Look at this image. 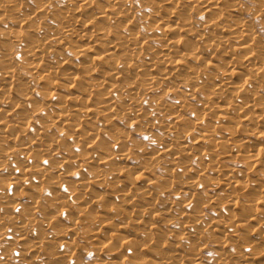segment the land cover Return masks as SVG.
Segmentation results:
<instances>
[{
	"label": "bare ground",
	"instance_id": "6f19581e",
	"mask_svg": "<svg viewBox=\"0 0 264 264\" xmlns=\"http://www.w3.org/2000/svg\"><path fill=\"white\" fill-rule=\"evenodd\" d=\"M11 262L264 264V0H0Z\"/></svg>",
	"mask_w": 264,
	"mask_h": 264
},
{
	"label": "rangeland",
	"instance_id": "374dc122",
	"mask_svg": "<svg viewBox=\"0 0 264 264\" xmlns=\"http://www.w3.org/2000/svg\"><path fill=\"white\" fill-rule=\"evenodd\" d=\"M143 12H144V14H146L147 10H144ZM182 91H185V89H182ZM166 101H167V99H166ZM187 102L189 104H193V105L195 103L194 101H191V100H188ZM138 129L139 128H136V129H133V128L127 129V131L129 132V136H130V142H129V144L145 143L146 145L153 146L152 143H151V140H150L151 137H149L148 134L139 131ZM153 133H157V132L156 131H153ZM205 255L206 256H209V253H205ZM84 260L89 261V259H84ZM11 264H19V263L11 262Z\"/></svg>",
	"mask_w": 264,
	"mask_h": 264
}]
</instances>
